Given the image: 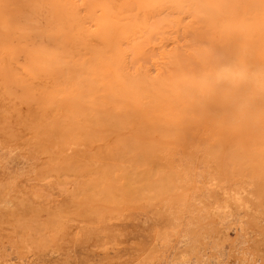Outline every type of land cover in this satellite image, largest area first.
Here are the masks:
<instances>
[{
    "label": "rangeland",
    "instance_id": "obj_1",
    "mask_svg": "<svg viewBox=\"0 0 264 264\" xmlns=\"http://www.w3.org/2000/svg\"><path fill=\"white\" fill-rule=\"evenodd\" d=\"M226 65L264 74V0H0V264H264Z\"/></svg>",
    "mask_w": 264,
    "mask_h": 264
},
{
    "label": "bare ground",
    "instance_id": "obj_2",
    "mask_svg": "<svg viewBox=\"0 0 264 264\" xmlns=\"http://www.w3.org/2000/svg\"><path fill=\"white\" fill-rule=\"evenodd\" d=\"M39 8H37L35 5H32L31 7L28 8V10L25 12V17L26 19H29V18H34V19H43L44 18V11L41 10L40 12L38 11ZM261 67H258V71H261ZM223 71L226 75V77H228L230 80L233 79L234 77H236L238 79V81L235 83V88L238 90V91H241L242 92V99L239 100V104H245L244 101L247 97L249 96H252L254 95V97L256 95H259L258 91H260L261 89H254V90H251L250 88L248 87H244V85L248 84L249 81H252V82H256V81H261V82H264V74L260 73V74H254L256 73V71L254 70V72L252 71H249V70H245L243 68H240L239 70H235V67H233L232 65H226L224 68H223ZM216 72H212V74H215ZM234 74H237V75H234ZM262 89H264V84H262ZM264 95V93L262 94ZM261 95V96H262ZM9 264V263H7Z\"/></svg>",
    "mask_w": 264,
    "mask_h": 264
}]
</instances>
